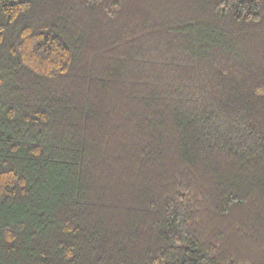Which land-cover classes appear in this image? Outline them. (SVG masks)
Segmentation results:
<instances>
[{
	"label": "trees",
	"instance_id": "16d2710c",
	"mask_svg": "<svg viewBox=\"0 0 264 264\" xmlns=\"http://www.w3.org/2000/svg\"><path fill=\"white\" fill-rule=\"evenodd\" d=\"M0 264H264V0H0Z\"/></svg>",
	"mask_w": 264,
	"mask_h": 264
}]
</instances>
